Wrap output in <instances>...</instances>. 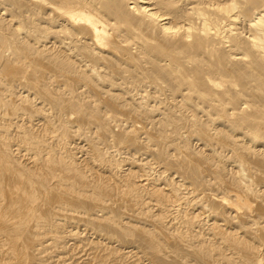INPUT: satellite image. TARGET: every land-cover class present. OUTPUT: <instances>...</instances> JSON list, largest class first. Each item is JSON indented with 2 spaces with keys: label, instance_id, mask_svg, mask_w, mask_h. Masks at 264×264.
Masks as SVG:
<instances>
[{
  "label": "bare ground",
  "instance_id": "obj_1",
  "mask_svg": "<svg viewBox=\"0 0 264 264\" xmlns=\"http://www.w3.org/2000/svg\"><path fill=\"white\" fill-rule=\"evenodd\" d=\"M144 263L264 264V0H0V264Z\"/></svg>",
  "mask_w": 264,
  "mask_h": 264
},
{
  "label": "rangeland",
  "instance_id": "obj_2",
  "mask_svg": "<svg viewBox=\"0 0 264 264\" xmlns=\"http://www.w3.org/2000/svg\"><path fill=\"white\" fill-rule=\"evenodd\" d=\"M141 88H142V87H141ZM143 88H144V87H143ZM146 89H147V92H150V93H152V91L154 92V89H153V88L151 89V88L149 87V89H148V88H146ZM151 90H152V91H151ZM166 94H168V93L166 92ZM160 98H162V96H161ZM85 129H86V128H85ZM88 129H89V130H88ZM88 129L85 130V131H87V132L84 131V132L86 133V136H87V137H89L90 135L93 136V135H92V132L94 131V128L91 127V128H88ZM89 132H90V133H89ZM89 134H90V135H89ZM76 142H77V145H79V146H83V148L85 147L84 149H87V145L85 144L86 141H84V139H78ZM196 147H197V146H196ZM85 151H86V150H85ZM85 151H83V152H81L80 154H78V157L81 156V159H82V157L85 158V157H86V153H85ZM124 169H126V168H124ZM70 242H72V241L70 240L69 243H70ZM53 254H55V253H53ZM56 254H57V253H56ZM56 254H55V255H56ZM80 255H81V254H80ZM55 258H56V257H55ZM144 264H145V263H144Z\"/></svg>",
  "mask_w": 264,
  "mask_h": 264
}]
</instances>
